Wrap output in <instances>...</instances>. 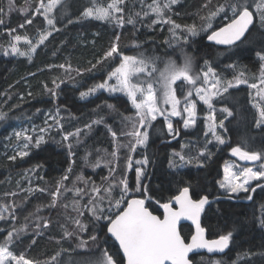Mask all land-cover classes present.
I'll use <instances>...</instances> for the list:
<instances>
[{
  "label": "trees",
  "instance_id": "1",
  "mask_svg": "<svg viewBox=\"0 0 264 264\" xmlns=\"http://www.w3.org/2000/svg\"><path fill=\"white\" fill-rule=\"evenodd\" d=\"M50 1L0 0V248L53 264L59 253L96 245L113 264H124L106 228L127 199H142L161 217L163 205L188 188L194 200L216 199L201 226L208 239L228 240L224 254L192 255V263L264 264V179L238 195L220 191L232 150L264 157V122L250 86L264 73V0L249 2L258 14L240 9L242 0H124L105 19L84 17L86 4L76 3L59 22L52 19L48 35L43 7ZM244 9L256 23L243 41L231 48L206 42ZM17 37L45 40L30 56L7 55ZM123 55L152 71L139 75L148 83L162 84L173 67L184 66L192 77L210 69L221 92L212 103L216 137L204 119L209 108L199 105L192 130L182 115L171 121L172 133L159 118L142 150L146 167L136 175L137 112L125 94L97 89ZM189 89L176 83L178 100ZM16 126H35L42 136L28 139L23 156L7 152L6 136ZM180 234L187 242L192 228L182 225Z\"/></svg>",
  "mask_w": 264,
  "mask_h": 264
},
{
  "label": "rangeland",
  "instance_id": "2",
  "mask_svg": "<svg viewBox=\"0 0 264 264\" xmlns=\"http://www.w3.org/2000/svg\"><path fill=\"white\" fill-rule=\"evenodd\" d=\"M51 0L43 7L44 16L48 21L49 32L54 31L52 19L59 22V17H63L61 13L66 9H73L72 6L76 3L86 4L83 15L86 18L105 19L115 11H119V6L124 0ZM250 0L240 1L239 8H251ZM258 14L257 9L251 8ZM234 12L231 13V19L234 17ZM55 17V18H53ZM46 37V36H45ZM45 37L37 38L35 41H28L24 38L17 37L12 40L7 49V55L10 56H30L34 50L45 40ZM120 65L113 70L106 84L97 89H104L110 92L125 94L131 105L137 112L140 119V131L135 135L134 149L138 146L137 155L133 159L134 170L136 175L140 176L146 167V160L143 158V149L148 140V130L155 120L164 119L166 128L169 133H172L171 121L175 118L183 117L184 125L188 130H192L199 118L198 107L208 112L204 115L207 123V130H210L214 137L219 128V124L215 122V111L212 106L213 100L221 95L219 89L218 78L210 69H204L202 75L197 77L190 76L185 67H173L170 73L165 77V81L160 84L158 80L148 83L146 80L139 78L140 74L151 75L152 71L140 66L138 59L135 57H125ZM184 77L190 79V89L184 97L183 102L178 100L175 94V84L178 82H187ZM239 82H236L238 85ZM253 107L260 121L264 122V73L262 72L258 81L251 83ZM201 109V110H202ZM49 120L52 117L47 114ZM48 129L50 125L46 126ZM41 132L35 126L31 128L24 126H16L8 132L6 139L12 140L8 146L7 152L13 156L15 154L23 156L27 154L29 144L28 139L39 136V141L42 140ZM13 137V138H11ZM231 151V156H232ZM259 162L255 166H247L239 163L236 160H231L222 168L223 181L220 185V191L228 196L238 195L245 192L249 185L258 180L264 179V157L259 155ZM129 199V198H128ZM127 199V200H128ZM127 202V201H126ZM95 246L88 245L81 247L77 252L70 254L62 252L57 254L53 264H113L109 255L104 251L96 252ZM0 264H35L26 259H18L13 256L7 248H0Z\"/></svg>",
  "mask_w": 264,
  "mask_h": 264
},
{
  "label": "water",
  "instance_id": "3",
  "mask_svg": "<svg viewBox=\"0 0 264 264\" xmlns=\"http://www.w3.org/2000/svg\"><path fill=\"white\" fill-rule=\"evenodd\" d=\"M256 23L254 14L244 9L234 18L212 31L206 42L218 48H231L244 40ZM184 80L191 82L189 77ZM232 157L247 165L259 162L257 154L239 150ZM203 197L194 200L188 188H184L162 207L159 217L151 213L142 199L129 198L123 209L107 224V236L117 245L124 264H193L192 255L219 256L225 253L228 240L225 237L208 239L201 226L204 209L214 203ZM189 225L192 235L186 242L180 227Z\"/></svg>",
  "mask_w": 264,
  "mask_h": 264
}]
</instances>
